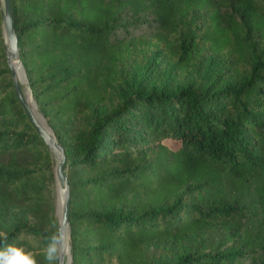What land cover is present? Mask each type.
I'll return each mask as SVG.
<instances>
[{
	"label": "trees",
	"instance_id": "trees-1",
	"mask_svg": "<svg viewBox=\"0 0 264 264\" xmlns=\"http://www.w3.org/2000/svg\"><path fill=\"white\" fill-rule=\"evenodd\" d=\"M9 1L27 86L66 158L72 264H264V0ZM163 53L171 73L194 74L204 53H225L239 80L147 89ZM53 183L14 94L0 9V248L49 264ZM217 228L228 247L207 244Z\"/></svg>",
	"mask_w": 264,
	"mask_h": 264
},
{
	"label": "water",
	"instance_id": "water-1",
	"mask_svg": "<svg viewBox=\"0 0 264 264\" xmlns=\"http://www.w3.org/2000/svg\"><path fill=\"white\" fill-rule=\"evenodd\" d=\"M1 9V28L2 37L4 40L6 63L10 70V75L12 79L14 94L23 108L29 122L35 128L37 134L44 142L47 150L51 154L54 161V178L57 181L59 190L62 194V208L60 218H56V233H57V264H66L67 257L71 261V254L68 241L70 239V230L68 224V210H69V186L67 182L66 168H64L66 163V158L64 155L63 148L57 142L52 130L48 127L45 119L41 114L37 116L30 104L28 103V96L31 97L30 90H24L23 84L27 82L23 65L20 62L19 49L17 44V37L15 34V29L12 22V11L9 0H0ZM14 64H18L21 69V74H19L15 68ZM35 105V102L33 101ZM48 127V129L46 128ZM56 217V215H55ZM68 245L69 253L66 254V246Z\"/></svg>",
	"mask_w": 264,
	"mask_h": 264
},
{
	"label": "rangeland",
	"instance_id": "rangeland-1",
	"mask_svg": "<svg viewBox=\"0 0 264 264\" xmlns=\"http://www.w3.org/2000/svg\"><path fill=\"white\" fill-rule=\"evenodd\" d=\"M228 61L229 59L227 58V55L225 53H220V54L204 53L201 59V63L199 66L200 67L199 74L205 76L208 75L209 81L207 84H211L212 86H214V90L224 88L227 85L236 84L239 80V76H236L235 74H231L229 76L226 75L227 73L226 66H228ZM170 70H171V62L167 58V56L163 53L160 56H158L155 59L154 63L143 73L142 75L143 85L147 87V89H151L152 84L155 82L158 86H162V87L166 86L169 89H175L177 87L185 86L190 80L195 79L196 77L198 78V76H200L198 73L194 74V72L171 73ZM23 86H24V90H29L27 86V82L24 83ZM31 98L34 101L32 95ZM35 107L37 108L36 102H35ZM106 115H109V113H106ZM48 127L51 129L49 125ZM165 143H167L171 147H175V145L169 140H165ZM227 187L232 195H241L244 193L243 185L237 181L231 180L228 183ZM60 195L62 194L60 193L57 181L54 178V183L51 186V197L53 201L54 214L56 215V218L58 214L57 202H58V197ZM247 200H248L247 198L245 197L243 198V202ZM246 228L250 232H255L258 228L257 222L247 223ZM206 237H207L208 245L222 246V248H226L230 245V243H227L225 241L224 238L225 230L222 228L207 230ZM194 244H195L194 240L187 241L185 250L192 248ZM48 246L49 244L45 245V248H47ZM54 246L57 251V241L54 243ZM175 256H176V252L172 251L170 255H162V259L167 261H174ZM70 264H72V257Z\"/></svg>",
	"mask_w": 264,
	"mask_h": 264
},
{
	"label": "clouds",
	"instance_id": "clouds-1",
	"mask_svg": "<svg viewBox=\"0 0 264 264\" xmlns=\"http://www.w3.org/2000/svg\"><path fill=\"white\" fill-rule=\"evenodd\" d=\"M54 242H50L45 252V259L49 264L55 260ZM0 264H36L30 252H26L22 247L7 245L0 248Z\"/></svg>",
	"mask_w": 264,
	"mask_h": 264
},
{
	"label": "bare ground",
	"instance_id": "bare-ground-1",
	"mask_svg": "<svg viewBox=\"0 0 264 264\" xmlns=\"http://www.w3.org/2000/svg\"><path fill=\"white\" fill-rule=\"evenodd\" d=\"M14 68L15 70L22 75L21 73V69L20 67L18 66V64H14ZM28 103L30 104V106L32 107L34 113L39 116V113H38V110L37 108L35 107V105L33 104V100L31 97L28 96ZM48 129V127H46ZM49 130V129H48ZM61 193V192H60ZM62 201H63V198H62V195H60L58 197V202H57V209H58V214H57V219L60 218V215H61V207H62ZM69 253V248H68V245L66 246V254L68 255ZM66 264H70V261H69V257H67V261H66Z\"/></svg>",
	"mask_w": 264,
	"mask_h": 264
}]
</instances>
